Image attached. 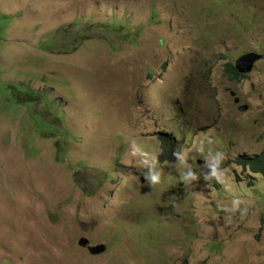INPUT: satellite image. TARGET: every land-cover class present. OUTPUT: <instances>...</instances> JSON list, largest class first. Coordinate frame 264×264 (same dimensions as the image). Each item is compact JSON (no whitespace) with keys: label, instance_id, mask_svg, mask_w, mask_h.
I'll return each mask as SVG.
<instances>
[{"label":"rangeland","instance_id":"1","mask_svg":"<svg viewBox=\"0 0 264 264\" xmlns=\"http://www.w3.org/2000/svg\"><path fill=\"white\" fill-rule=\"evenodd\" d=\"M3 16L0 264H264V178L231 162L264 150V0H0ZM77 21L74 53L46 48ZM19 85L43 103L17 104Z\"/></svg>","mask_w":264,"mask_h":264},{"label":"trees","instance_id":"2","mask_svg":"<svg viewBox=\"0 0 264 264\" xmlns=\"http://www.w3.org/2000/svg\"><path fill=\"white\" fill-rule=\"evenodd\" d=\"M2 18H3V22L1 23L0 26H2V25L5 26L7 24V17L3 16ZM78 23H79V21L75 22L71 27H60V28H57L54 31V33H53V35H54L53 40L49 41V45L50 46L48 44H47V47L45 46V44H44V46L47 49H51V50H53V48H55V49L59 50L58 52L60 54L68 55V54L74 53L77 50V47L73 46L71 43L74 41V39H76V37L79 34H85L87 32V28H86V30L77 29ZM131 38H132V35H130V37L128 38V42L133 43V44L134 43L137 44V42L131 41ZM61 44L66 46V49L61 50L57 46V45H61ZM227 69L231 70V75H232L233 78L239 77V74L235 71V69L230 64L227 65ZM10 90L14 94L17 104H20L21 102H23L25 100L34 101L35 104H37V105H41L43 103L42 95H40V93L39 94H35V93L29 91L26 87H23V86H20V85L19 86H13V87H11ZM53 129H56V127L54 126V124H51V123H45L44 122V124L41 127V130L53 131ZM163 143H164V146L167 149V147H168L167 139L163 140ZM260 163L255 165L252 160H250V161L239 160L238 161V164L241 165L244 169H248L249 168L253 172H257L258 171L257 167L260 165ZM262 163L264 164L263 161H262Z\"/></svg>","mask_w":264,"mask_h":264},{"label":"clouds","instance_id":"3","mask_svg":"<svg viewBox=\"0 0 264 264\" xmlns=\"http://www.w3.org/2000/svg\"><path fill=\"white\" fill-rule=\"evenodd\" d=\"M248 55H254V56H257L258 58H256L254 61H253V64H252V68L249 72H240L237 68V61L240 60L241 58L245 57V56H248ZM263 56L260 55V54H257L255 52H249V53H246V54H243L241 55L236 61L234 64L232 63H227L224 65V72L226 73L227 76L230 77V79L232 80H238L239 78H244L246 77L248 74H250L253 69H254V66L256 64V62L261 59ZM230 64L234 69L235 71L239 74V77L237 78H233L232 75H231V70L227 69V65ZM155 74V69H150L149 72H148V76L149 78H152ZM242 101H240V98L239 97H236V95L234 96V103L237 104V107H238V110L242 113L248 111V106L247 105H243L241 103ZM167 139L166 137L163 138V140ZM163 140L161 139V146L163 148V152L164 154L166 155L168 150L171 149V146L169 144V141L167 139V144H168V147L166 149V147L164 146V143H163ZM239 160H247V161H250L252 160L254 162L255 165H257L258 163H260V165L257 167L258 171L257 172H253L251 171L249 168L248 169H244L241 165L238 164V161ZM262 161L264 162V150L259 152V153H255V154H249V153H241L239 154L238 156L234 157L232 159L231 162H234L236 165H238L243 171L245 172H248V173H252L254 175H257V176H261L262 178H264V164L262 163ZM116 173V172H114ZM144 180V178H143ZM154 180V176L151 175L150 177V181ZM109 194H111V191H109ZM78 245L82 248H87L88 251H93L95 253H99L100 255L105 253L106 252V245L105 244H98V245H91L90 244V241L89 239L87 238H81L78 242ZM99 249V251H95L96 249Z\"/></svg>","mask_w":264,"mask_h":264},{"label":"water","instance_id":"4","mask_svg":"<svg viewBox=\"0 0 264 264\" xmlns=\"http://www.w3.org/2000/svg\"><path fill=\"white\" fill-rule=\"evenodd\" d=\"M258 58L254 55H248L237 61V68L240 72H249L252 68L253 61ZM96 252L99 251L97 248Z\"/></svg>","mask_w":264,"mask_h":264}]
</instances>
